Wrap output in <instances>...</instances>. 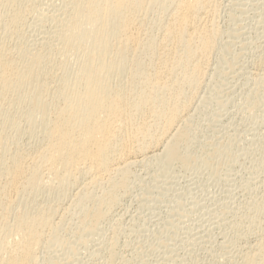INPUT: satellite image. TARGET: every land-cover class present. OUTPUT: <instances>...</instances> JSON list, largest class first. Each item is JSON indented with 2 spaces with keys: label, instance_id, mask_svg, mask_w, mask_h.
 Segmentation results:
<instances>
[{
  "label": "bare ground",
  "instance_id": "6f19581e",
  "mask_svg": "<svg viewBox=\"0 0 264 264\" xmlns=\"http://www.w3.org/2000/svg\"><path fill=\"white\" fill-rule=\"evenodd\" d=\"M2 1L14 5L17 0ZM67 1L63 17L58 23L54 19L57 29L45 42L57 46L60 58L79 55L73 73L70 68V73L55 78L58 54L48 59L49 46L34 53L25 43L8 49L0 42V118L3 104L16 111L26 106L21 115L32 131L43 133L42 145L38 141L41 146L27 152L20 146L11 150L12 137L0 131V264H36L35 250L48 232V242L64 241L57 235L59 226L53 225L58 209L54 204L63 201L68 188H81L73 203L81 211L79 237L84 241L129 185L133 156L160 162L163 174L173 164L185 167L190 162L185 147L192 139L191 130L183 125L171 132L191 97L188 88L199 84L206 61L216 50L218 30L213 29L215 24L209 28L214 0ZM22 7H16L1 26L5 36L20 24ZM154 10L159 17L147 22L146 15ZM4 118L0 124L18 130L21 117ZM163 141L162 153L147 156ZM104 182L108 185L103 196L94 199L91 190ZM44 189L53 205L32 212L22 203ZM260 244L246 263L264 264V241Z\"/></svg>",
  "mask_w": 264,
  "mask_h": 264
},
{
  "label": "rangeland",
  "instance_id": "374dc122",
  "mask_svg": "<svg viewBox=\"0 0 264 264\" xmlns=\"http://www.w3.org/2000/svg\"><path fill=\"white\" fill-rule=\"evenodd\" d=\"M20 1L6 5L0 0V42L8 49L25 43L34 53L46 51L51 44L45 40L57 29L68 1ZM21 6L25 10L21 26L11 28V34L6 31L5 36L1 30L4 22ZM213 8L209 28L215 24L213 29L218 30L216 50L209 55L199 84L188 88L191 97L171 132L177 133L183 125L191 130L192 139L185 147L189 165L173 164L163 174L160 162L146 161L141 154L133 156L129 185L118 193L117 203L97 231L84 241L79 237L81 211L74 205L79 185L68 188L59 204L45 189L40 195L25 197L22 203L32 212L53 203L58 206L53 225L59 226L57 235L64 240L48 242V232L35 250L36 264H248L247 258L258 253L264 241V0H214ZM157 11L146 15L147 22L159 17ZM53 45L47 58L58 54L55 78L63 77L67 70L70 73V68L72 73L76 71L79 55L60 58ZM23 108L26 110L22 106L16 111L3 104L0 122H5L4 115L21 118L17 131L8 129L6 123L0 124V128L4 126L0 131L12 137L11 150L20 146L31 152L42 145L43 133L31 130L22 116ZM165 141L151 146L147 156L162 153ZM103 184L100 189L91 188L95 189L91 190L94 199L103 196L108 185ZM16 210L19 213L21 208Z\"/></svg>",
  "mask_w": 264,
  "mask_h": 264
}]
</instances>
